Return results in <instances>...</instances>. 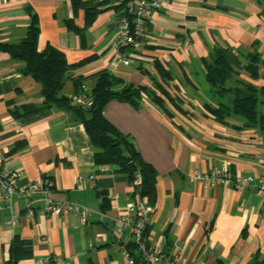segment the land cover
Wrapping results in <instances>:
<instances>
[{"label":"crops","instance_id":"0c3cea01","mask_svg":"<svg viewBox=\"0 0 264 264\" xmlns=\"http://www.w3.org/2000/svg\"><path fill=\"white\" fill-rule=\"evenodd\" d=\"M119 5L120 0H0V42L22 40L34 14L37 50L61 51L74 66L70 77L107 70L147 90L137 104L109 101L102 114L154 169L155 202L138 198L116 167L95 164L90 139L72 113L51 108L12 115L21 105L40 106L41 86L23 74L24 63L0 52L5 168L18 173V188L43 182L51 199L90 212L82 223L72 213L44 215L39 195L0 199V264H127L126 251L143 264L119 223L134 215L138 201L149 213L144 234L149 251L179 256L186 264H264V194L253 185L234 188L244 176H264V131L246 127L237 116L220 122L208 115L206 104L215 107L217 100L203 64L213 50L222 51L236 72L227 86L242 80L264 87L260 5L257 0H165L147 22L129 65L120 62L117 49ZM68 22L77 31L69 30ZM252 52L259 55L257 78L246 70ZM93 84L92 79L85 83ZM63 93L74 94L71 80ZM214 168L227 169L230 181L210 188L197 178ZM80 177L82 191L76 189ZM14 240L28 245L14 247Z\"/></svg>","mask_w":264,"mask_h":264},{"label":"trees","instance_id":"16d2710c","mask_svg":"<svg viewBox=\"0 0 264 264\" xmlns=\"http://www.w3.org/2000/svg\"><path fill=\"white\" fill-rule=\"evenodd\" d=\"M207 2L210 0H202ZM260 5V16L264 20V0H257ZM75 5V4H74ZM119 15H126L123 4L119 5ZM89 14L86 15L87 22ZM93 15V14H92ZM67 28L77 31L69 22ZM39 26L37 17L31 14L30 25L26 35L18 43L0 42V52L11 59L24 63L23 74L30 76L41 86L42 103L21 105L11 111L12 115L30 116L51 108L62 109L72 113L80 122L93 146L94 162L98 166H114L117 172L125 174L134 186L135 194L140 199H146L149 204L155 202L156 173L152 166L145 163L129 138L120 133L103 116L105 105L111 100L137 104L141 93L147 92L143 87H133L124 83L107 70L97 72L91 77H70L74 66L67 64L64 54L52 46L43 51L37 50ZM130 49H121L127 53ZM246 70L253 78H257L259 55L252 52L248 55ZM206 71V81L213 90L217 104L205 106L208 115L222 122L230 116L244 120L246 127H255L264 131V87L256 88L250 83L237 80L235 86H227V82L236 74L222 51L213 50L209 59L203 61ZM94 80L91 92H87L85 83ZM68 80L73 83L74 94L86 89V95L92 97V105L88 109L71 105L70 99L63 93ZM154 101L160 102L153 97ZM161 104V102H160ZM140 178V185L135 180ZM145 237V235H144ZM28 245L14 240L13 246ZM24 251L26 249H23Z\"/></svg>","mask_w":264,"mask_h":264},{"label":"built area","instance_id":"2783aa9c","mask_svg":"<svg viewBox=\"0 0 264 264\" xmlns=\"http://www.w3.org/2000/svg\"><path fill=\"white\" fill-rule=\"evenodd\" d=\"M123 4L126 15H120L117 22V49L119 60L123 65L132 63L137 49L140 47L146 31V24L151 16L159 12L165 4V0H120ZM130 49L127 53H122L121 49ZM73 106L88 109L92 105V97L86 95V89L69 97ZM91 179V177H89ZM197 178L206 180L208 187L225 185L230 181V174L227 169H212L206 175H198ZM18 173L5 168V156L0 151V199L12 200L15 196L33 197L39 195L44 202L42 213L44 215L63 216L67 213L76 214L82 223H86L90 214L88 209L69 202H62L51 199L47 195V188L43 182L32 183L25 188L17 187ZM135 185H140V178L135 180ZM246 185H253L259 194H264V176L247 175L234 182L236 190H242ZM76 189H84V179L78 178ZM134 215H125L120 218V225L126 228L132 236L135 250L143 264H186L179 256L166 258L160 253L149 251L146 247L144 234L148 225V209L145 204L138 201L132 207ZM33 212H27L26 217L31 220ZM127 257V264H136L128 252H124Z\"/></svg>","mask_w":264,"mask_h":264},{"label":"rangeland","instance_id":"374dc122","mask_svg":"<svg viewBox=\"0 0 264 264\" xmlns=\"http://www.w3.org/2000/svg\"><path fill=\"white\" fill-rule=\"evenodd\" d=\"M85 87L87 88V92H91V88H88L86 85H85ZM74 95V94H73ZM73 95H71V96H73ZM70 97V96H69ZM215 97V95H212V100L214 99V100H216V98H214Z\"/></svg>","mask_w":264,"mask_h":264}]
</instances>
